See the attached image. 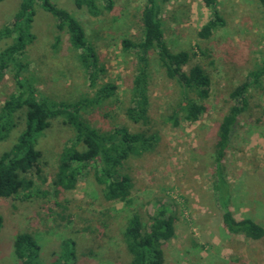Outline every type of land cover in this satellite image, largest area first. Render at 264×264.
Masks as SVG:
<instances>
[{"label":"rangeland","instance_id":"1","mask_svg":"<svg viewBox=\"0 0 264 264\" xmlns=\"http://www.w3.org/2000/svg\"><path fill=\"white\" fill-rule=\"evenodd\" d=\"M67 9L84 28L104 66L99 84L115 83L116 93L102 102L82 105L81 114L101 131L133 124L125 115L130 104L137 59L123 48L122 39L142 38L141 10L146 0H113L112 10L99 3L102 12L92 16L73 0H51ZM20 0L0 2V27L12 21ZM224 26L209 38L198 31L212 17L203 0H169L162 10L165 40L173 51L188 50L191 62H199L212 78L207 110L196 122L173 126L165 121L170 104L180 97V86L170 78L152 55L149 72L150 131L158 134L155 150L130 156L124 170L133 177L132 203L108 201L93 170L73 189L54 192L52 179L64 144L74 135L63 117L52 120L40 135L42 177L36 178L31 199L0 196V264H17L14 239L30 231L40 244L39 258L50 264L65 257V239L75 241V264H125L131 254L122 240L129 213L135 209L147 220L155 204L162 202L176 213L175 235L164 248L165 264H264V236L252 240L231 234L221 220V201H230L235 217H251L264 227V90L252 87L249 104L241 114L223 157L225 177L214 195L215 142L219 123L231 104L229 92L258 65L264 52V13L257 0H218ZM34 41L27 47L28 76L35 80L38 94L65 102L94 100L96 88L89 85L78 61V50L57 20L39 3L32 23ZM60 38L57 40L56 36ZM10 38L0 39V50ZM195 53V55L193 54ZM15 89L10 73L0 83V106ZM22 126L0 141V154L16 140ZM219 184V183H218ZM41 191H46L42 195ZM220 201H219V200ZM220 204V205H219Z\"/></svg>","mask_w":264,"mask_h":264},{"label":"trees","instance_id":"2","mask_svg":"<svg viewBox=\"0 0 264 264\" xmlns=\"http://www.w3.org/2000/svg\"><path fill=\"white\" fill-rule=\"evenodd\" d=\"M2 0H0L1 2ZM77 7H85L92 16L102 12L100 0H73ZM103 7L112 10L113 0H104ZM169 0H146L141 10L142 38L132 41L123 38L125 50L134 53L137 67L133 78L130 104L125 115L133 124L146 126L132 130L126 125L101 131L81 114L82 105L94 104L112 97L118 86L112 82L99 84L104 66L100 64L94 45L86 37L81 23L67 9L57 6L51 0H20L19 7L10 23L0 27V39L10 38L11 42L0 50V83L10 73L15 83L0 106V141L7 139L18 127L13 144L0 154V196L31 199L36 192V178L42 176V150L38 148L40 135L55 118L63 117L74 135L62 147L57 169L52 179L54 192L73 189L85 174L93 170L95 180L102 186L103 196L108 201L132 203L133 177L124 170L130 156H141L155 150L158 134L150 131L149 123V72L152 55H156L166 74L180 86V97L170 104L165 121L178 126L182 121L196 122L207 110L205 100L210 95L212 78L199 62H191L188 50L173 51L167 41L162 22V10ZM264 13V0H257ZM212 10V17L201 26L198 36L209 38L216 29L224 26L225 20L218 9V0H203ZM39 3L51 12L57 20L58 30H65L72 46L78 50V61L87 73L89 85L96 88L94 100L65 102L38 94L35 80L28 76L30 61L27 47L34 41L32 23L35 4ZM59 35L56 36L58 40ZM195 55V53H193ZM252 87L264 90V52L261 62L250 69L246 78L229 92L231 104L224 113L218 127L215 142L214 195L225 177L223 157L233 133L240 125L241 114L249 104ZM219 183V184H218ZM46 195V191H41ZM219 200V199H218ZM220 201V200H219ZM231 201V200H230ZM230 201H221V220L229 233L242 234L252 240L264 236V227L251 217L238 219L230 208ZM176 213L168 205L158 202L147 220L140 211L133 209L122 232V240L131 258L125 264H165L164 244L175 235ZM3 218L0 215V227ZM65 257L50 264H75V241L71 238L62 243ZM40 244L30 231L20 232L14 239L17 264H44L41 262ZM225 264H240L229 261Z\"/></svg>","mask_w":264,"mask_h":264}]
</instances>
